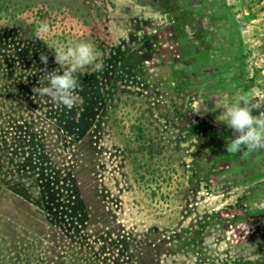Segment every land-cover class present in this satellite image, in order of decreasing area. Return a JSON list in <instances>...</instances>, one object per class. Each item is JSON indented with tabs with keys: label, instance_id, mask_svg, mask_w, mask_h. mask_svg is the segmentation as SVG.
<instances>
[{
	"label": "rangeland",
	"instance_id": "rangeland-1",
	"mask_svg": "<svg viewBox=\"0 0 264 264\" xmlns=\"http://www.w3.org/2000/svg\"><path fill=\"white\" fill-rule=\"evenodd\" d=\"M18 1L33 6L44 0ZM47 1L59 14L60 34L91 42L101 53L103 71L89 66L79 72L88 79H78L76 103L86 98L90 104H117L118 109L102 111L106 114L96 123V138L86 139L78 148L76 159L89 162L82 170L87 179L80 178L87 186L79 203L91 212L83 225H77L81 231L73 226L58 231L60 244L48 241L46 235L19 242L0 217L2 264H47L44 254L52 250L64 254L68 264H232L235 260L264 264V150L248 160L236 155L224 160L232 130L218 122L225 105L241 92L264 100L259 73L251 78L246 73L243 83L234 59L240 30L259 19L264 0L191 1L189 16L208 34L216 59L206 73L210 81L189 94L192 110L178 120L164 107L174 101L185 105L173 100L166 88L183 78L165 64L170 52L167 36L156 34L166 25L162 8L166 0ZM29 18L28 11H17L12 22L19 32L0 27V40L8 35L25 38L22 25ZM230 20L238 27V36ZM157 42L162 54L154 50ZM3 47L0 43L4 51ZM30 56L24 55V60L31 63ZM24 68L0 66V103L5 86L15 84L8 71L24 73ZM199 76L195 74L194 80ZM111 84L116 88L109 97ZM246 85L251 86L249 91ZM123 105L135 120L145 119L159 147L156 157L141 151L137 143L127 152L128 131L112 121L120 118ZM45 128L52 142L55 136L49 126ZM51 146L56 148L54 142ZM69 157L74 162L75 156ZM154 169L159 170L155 178L148 174ZM149 186L160 188L156 199ZM3 203L8 206L11 201ZM215 212L219 219L210 217L205 228L197 225ZM31 229L36 232L37 224ZM123 237L141 250L135 259L132 245L121 242Z\"/></svg>",
	"mask_w": 264,
	"mask_h": 264
},
{
	"label": "trees",
	"instance_id": "trees-1",
	"mask_svg": "<svg viewBox=\"0 0 264 264\" xmlns=\"http://www.w3.org/2000/svg\"><path fill=\"white\" fill-rule=\"evenodd\" d=\"M191 1L166 0V4L162 7L166 16V25L156 33L165 35L168 39L170 52L167 58H164L165 64L183 78V81L173 82L166 88L173 96V100L178 99L185 105L183 107L174 101L164 107H168L177 120L192 110L187 103L189 94L196 88L204 87L210 81L206 73L216 59L208 34L197 25L195 17L189 16ZM222 3L224 4L225 1L222 0ZM19 10L30 13V22L25 26L22 25V30L27 35L22 39L13 36L10 38L8 35L0 40L4 46V51L0 49V66L5 63L18 70L23 67L26 70L24 73L8 71L15 84L5 86L2 93L3 103H0L2 107L0 109V217L6 220L9 233L17 237L19 242L26 241V237L46 235L44 238L48 241L55 240V243L60 244L58 231L62 233L64 229L73 226L77 232H80L79 226L84 224L87 215L91 213L89 208L79 203L82 190L87 186L82 184L80 178L87 179L82 174V170L89 162L86 163L83 157L76 159L80 154L78 148L86 139L96 138V123L99 122V118L112 109H118V105L102 102L90 104L84 98L83 102H77L73 108L67 109L54 103L49 97L34 96L32 88L38 86V80L42 79L40 69L44 68L39 59L40 54L48 55L47 67L48 70H52L59 67L54 63L55 42L69 44L80 42V39L69 36L66 32L59 33V14L54 5L47 0L33 6H23L18 0H0V27L7 31L16 29L12 21ZM40 21H46L51 31L42 38H37L35 30ZM229 26L238 36V27L232 20ZM188 27H193L195 32L191 33ZM156 46L155 52L159 51L162 54L163 51H160L162 45L157 42ZM28 49L31 51L28 52ZM239 51L238 44L234 58L236 71L239 79L246 83V72L240 64L244 59ZM24 55H31V63L24 60ZM32 65L39 70L31 68ZM177 66L179 68L176 69ZM195 74L200 75L198 81L194 80ZM77 79L86 81L85 79L88 78L77 73ZM115 88L116 84H111L109 97L113 96ZM245 88L249 91L251 86L246 85ZM119 110L122 115L112 121L128 131L125 141L127 152L130 153L129 148L137 143L141 151L146 150L145 153L151 158L156 157L159 147L154 143L145 119L135 120L130 114L131 110L124 105L119 107ZM102 111L106 112L103 114ZM47 126L55 136L52 140L56 146L54 149L49 140L52 135L46 134L45 131ZM132 153L134 155L135 150ZM69 154L75 156L74 162L77 164L69 161L72 158ZM235 155L248 160L256 156L257 152L249 153L247 156ZM235 155L223 153L222 158L229 160ZM133 158L137 159L136 156ZM60 162L67 164L70 162L71 165L66 168ZM195 170L201 172L204 169L196 167ZM158 172L159 170L154 169L148 174L155 178ZM141 178L145 179V176L142 175ZM149 189L153 199H156V189L160 190V188L154 189L149 186ZM5 200H10L11 203L5 206L3 203ZM210 217L219 219L220 213L205 215L203 221L197 225L202 228L209 226ZM33 218L36 222L35 226L37 224L36 232L31 229L35 227ZM121 240L126 246L132 245L134 259L135 256L140 255L141 250L128 241V238L123 237ZM44 257L47 264H68L64 254H59L55 250L45 253ZM0 264H2L1 259ZM232 264L259 263L235 260Z\"/></svg>",
	"mask_w": 264,
	"mask_h": 264
},
{
	"label": "clouds",
	"instance_id": "clouds-1",
	"mask_svg": "<svg viewBox=\"0 0 264 264\" xmlns=\"http://www.w3.org/2000/svg\"><path fill=\"white\" fill-rule=\"evenodd\" d=\"M51 31L46 21H40L35 30L37 38H42ZM54 63L59 67L48 70V55L41 53L40 69L42 79L38 86L32 88L34 96L49 97L54 103L67 109L74 107L76 93L81 85L77 73L92 66L96 71H103L101 53L95 45L88 41L77 43L54 44ZM254 111L258 114H253ZM218 122L232 130V137L226 143L229 154H242L264 150V100H260L249 92L237 94L233 101L225 105Z\"/></svg>",
	"mask_w": 264,
	"mask_h": 264
},
{
	"label": "crops",
	"instance_id": "crops-1",
	"mask_svg": "<svg viewBox=\"0 0 264 264\" xmlns=\"http://www.w3.org/2000/svg\"><path fill=\"white\" fill-rule=\"evenodd\" d=\"M241 66L248 76L259 73V87L264 85V10L259 19L251 20L239 32ZM256 79V78H255Z\"/></svg>",
	"mask_w": 264,
	"mask_h": 264
}]
</instances>
